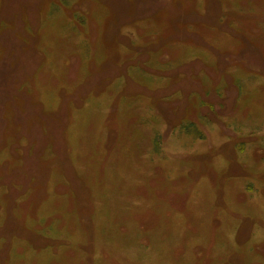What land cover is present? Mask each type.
Here are the masks:
<instances>
[{"label":"rangeland","instance_id":"1","mask_svg":"<svg viewBox=\"0 0 264 264\" xmlns=\"http://www.w3.org/2000/svg\"><path fill=\"white\" fill-rule=\"evenodd\" d=\"M0 264H264V0H0Z\"/></svg>","mask_w":264,"mask_h":264},{"label":"flooded vegetation","instance_id":"2","mask_svg":"<svg viewBox=\"0 0 264 264\" xmlns=\"http://www.w3.org/2000/svg\"><path fill=\"white\" fill-rule=\"evenodd\" d=\"M10 30H12V32H13V28L11 29L10 28ZM13 34H15L16 35V33H14L13 32ZM16 47H17V44L15 45V50H13V53H19V51H17V49H16ZM7 50V49H6ZM33 135H35V134H33ZM36 136V135H35ZM35 139H37L38 141H39V143H41V141H42V138L40 137V135L39 136H37ZM25 148V147H24ZM143 216V215H142ZM141 221H142V217H140V221H139V223H138V226H137V229H136V231L138 232V242H139V244H141L142 243V241H143V238H142V235L144 234V230L142 229V226L140 225V223H141ZM137 237V236H136ZM13 261H16L15 259H13Z\"/></svg>","mask_w":264,"mask_h":264},{"label":"trees","instance_id":"3","mask_svg":"<svg viewBox=\"0 0 264 264\" xmlns=\"http://www.w3.org/2000/svg\"><path fill=\"white\" fill-rule=\"evenodd\" d=\"M19 2L20 1H22V0H18ZM28 3H22V6H26ZM13 7H18L17 5H15V6H13ZM28 21H31V17L30 18H28ZM14 30H13V32L14 33H19V31H20V28H19V26L16 24V23H14ZM20 45H19V48H21V46H22V42H20L19 43ZM17 51H19V49L17 48ZM29 52H31V53H33V50H29ZM19 53H26V51H23V50H21L20 49V51H19ZM56 136V135H55ZM55 136H54V138H55Z\"/></svg>","mask_w":264,"mask_h":264}]
</instances>
